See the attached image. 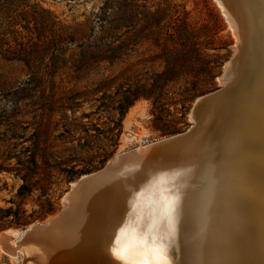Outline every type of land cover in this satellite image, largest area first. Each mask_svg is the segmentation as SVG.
Returning a JSON list of instances; mask_svg holds the SVG:
<instances>
[{
	"label": "rangeland",
	"instance_id": "1",
	"mask_svg": "<svg viewBox=\"0 0 264 264\" xmlns=\"http://www.w3.org/2000/svg\"><path fill=\"white\" fill-rule=\"evenodd\" d=\"M103 1L30 0L49 38L28 47L30 67L0 54V234L14 241L116 153L185 131L194 100L221 86L236 38L216 0H125L100 24ZM0 264L30 263L0 250Z\"/></svg>",
	"mask_w": 264,
	"mask_h": 264
},
{
	"label": "bare ground",
	"instance_id": "2",
	"mask_svg": "<svg viewBox=\"0 0 264 264\" xmlns=\"http://www.w3.org/2000/svg\"><path fill=\"white\" fill-rule=\"evenodd\" d=\"M216 1L238 53L194 136L68 191L58 223L1 233L0 250L30 264H125L135 243L163 264H264V0Z\"/></svg>",
	"mask_w": 264,
	"mask_h": 264
},
{
	"label": "trees",
	"instance_id": "3",
	"mask_svg": "<svg viewBox=\"0 0 264 264\" xmlns=\"http://www.w3.org/2000/svg\"><path fill=\"white\" fill-rule=\"evenodd\" d=\"M30 0H0V54L7 60H16L23 62L29 66L28 56L31 51L29 48H39L38 43H44L48 39L46 31L50 26L48 12L39 6L36 2L30 3ZM131 6L125 0H104L100 6L101 16L99 17L100 24H109L107 20V12L114 7L116 13L125 10ZM115 28L124 26V22L120 17L116 19ZM103 30V25H99ZM21 29V30H19ZM93 34L91 37H93ZM123 36V33L113 36L114 40H118ZM102 39V38H101ZM95 40V39H94ZM92 42H80L77 47L81 49V55L89 54L90 44ZM33 52H39L37 50ZM90 55V54H89ZM100 58H105V54H98Z\"/></svg>",
	"mask_w": 264,
	"mask_h": 264
},
{
	"label": "water",
	"instance_id": "4",
	"mask_svg": "<svg viewBox=\"0 0 264 264\" xmlns=\"http://www.w3.org/2000/svg\"><path fill=\"white\" fill-rule=\"evenodd\" d=\"M237 53H238L237 48L233 49V53H232L231 57L226 61V68L221 73V76H223L224 78L226 77L227 71H229L230 68L233 66V63L236 60ZM225 91H226V85L222 84L217 89H214L208 93H205V94L197 97L194 100V102L191 106V109H190V113H189V117H190V120L192 123L185 131L166 136L163 139H160L158 141H155L153 143L145 145L142 152H140V153L139 152L136 153L134 150H131L128 152L121 153L120 155H117V156L113 155L110 158V160L102 168H100V169H98L92 173H89V174L85 175L84 177L81 176L76 181H74L75 187L74 188L70 187L69 192H71V190L74 189V191L72 193V194H74V192L79 191L80 187L83 186L84 184H87L90 181L97 180L98 178H101V177L104 178L106 175H109L113 170H115L118 167V165L126 162L129 158H138L136 156L143 154L144 151H145V154L146 153L147 154H150V153L156 154V153L161 152L162 150H164L166 148L181 144V143L185 142L186 140L192 138V136H194L195 132L197 131L198 126L200 125V122H201L200 116L202 114V111L206 108V106L208 104L218 100ZM125 154H126V157H124ZM145 158H147V157L143 156V158L142 159L140 158L139 160L140 161L146 160ZM67 194H68V192H67ZM66 195H64L63 199H65ZM64 207L65 206H62V209L51 218V221L54 220V221H56L55 223H58L57 221H59V219L62 218V213H63ZM47 228L48 227L45 225L43 229H47ZM28 231H26V232H28ZM37 231L38 230L36 229V230H33L32 232L36 233ZM26 232L24 233L25 235L23 236V239L26 237ZM3 237H5L4 239H6V240L8 239L7 236H3Z\"/></svg>",
	"mask_w": 264,
	"mask_h": 264
},
{
	"label": "snow or ice",
	"instance_id": "5",
	"mask_svg": "<svg viewBox=\"0 0 264 264\" xmlns=\"http://www.w3.org/2000/svg\"><path fill=\"white\" fill-rule=\"evenodd\" d=\"M120 258L125 264H163L156 249L129 243L120 250Z\"/></svg>",
	"mask_w": 264,
	"mask_h": 264
}]
</instances>
